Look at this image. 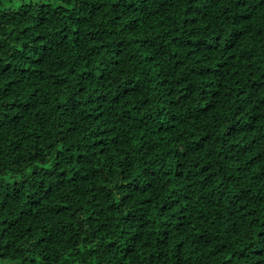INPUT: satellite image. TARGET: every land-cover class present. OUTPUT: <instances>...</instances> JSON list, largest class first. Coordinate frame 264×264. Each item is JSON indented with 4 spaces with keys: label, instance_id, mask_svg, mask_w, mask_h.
Wrapping results in <instances>:
<instances>
[{
    "label": "trees",
    "instance_id": "trees-1",
    "mask_svg": "<svg viewBox=\"0 0 264 264\" xmlns=\"http://www.w3.org/2000/svg\"><path fill=\"white\" fill-rule=\"evenodd\" d=\"M0 264H264V0H0Z\"/></svg>",
    "mask_w": 264,
    "mask_h": 264
}]
</instances>
